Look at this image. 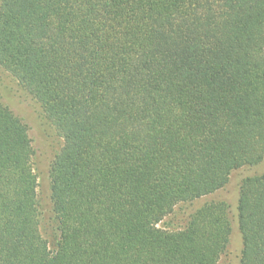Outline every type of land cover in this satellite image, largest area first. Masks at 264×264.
I'll use <instances>...</instances> for the list:
<instances>
[{
	"label": "trees",
	"instance_id": "1",
	"mask_svg": "<svg viewBox=\"0 0 264 264\" xmlns=\"http://www.w3.org/2000/svg\"><path fill=\"white\" fill-rule=\"evenodd\" d=\"M0 68L62 139L51 241L28 126L0 104V264L219 263L228 203L159 224L264 162V0H0ZM237 218L240 263L264 264V174Z\"/></svg>",
	"mask_w": 264,
	"mask_h": 264
},
{
	"label": "rangeland",
	"instance_id": "2",
	"mask_svg": "<svg viewBox=\"0 0 264 264\" xmlns=\"http://www.w3.org/2000/svg\"><path fill=\"white\" fill-rule=\"evenodd\" d=\"M0 104L7 106L28 126L35 152L34 168L39 177L40 199L46 220L49 221L46 222L47 226L45 224L43 231L45 236L52 241L54 238L52 236L54 213H52L50 203V169L56 154L62 146V139L45 118L40 105L2 68H0ZM262 174H264V162L255 167H245L233 172L229 184L224 189L193 202L178 205L175 212L159 224V228L176 232L184 230L189 215L199 207L208 202L224 201L230 206L233 231L228 250L221 257L218 264H241L242 238L238 229L237 218L239 189L245 178Z\"/></svg>",
	"mask_w": 264,
	"mask_h": 264
}]
</instances>
